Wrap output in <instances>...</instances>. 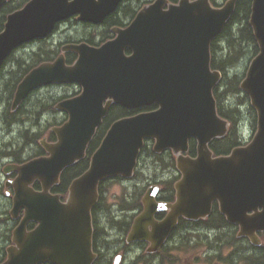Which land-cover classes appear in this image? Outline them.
I'll use <instances>...</instances> for the list:
<instances>
[{"label":"water","instance_id":"water-1","mask_svg":"<svg viewBox=\"0 0 264 264\" xmlns=\"http://www.w3.org/2000/svg\"><path fill=\"white\" fill-rule=\"evenodd\" d=\"M116 1H29L6 20L0 33V62L12 47L46 36L57 20L79 13V20L96 23ZM251 2L249 24L259 52L251 59L240 88L256 112V131L250 142L229 154L213 156L208 146L228 129L227 120L217 113L212 93L221 74L210 67V43L229 20L235 0L218 8L208 0H180L164 8V1L157 0L100 48L71 45L69 48L78 53L75 65L66 66L61 55L33 68L21 80L14 105L30 89L52 82H77L83 88L80 95L58 104L68 119L53 128L55 142L43 143L49 155L18 168L26 182L38 179L44 190L31 192V218L39 226L31 233V241L21 244V258L30 255L28 259L59 264H90L94 258L90 210L98 185L109 177H131L148 138L154 140L155 152L172 150L181 176L175 183L172 204L155 202V190H148L144 210L135 219L128 239H148L142 226L151 222L157 208L167 206L166 220L152 224H156L159 239L155 249L178 217L204 218L217 201L227 220L239 225L238 235L258 243L255 233L264 230V0ZM124 48H129L131 55L123 54ZM112 103L125 108L156 104L157 108L113 122L91 155L88 168L71 182L69 201L50 200L47 190L65 167L84 157ZM190 139L197 143L195 157L186 155ZM161 231L163 237L157 234Z\"/></svg>","mask_w":264,"mask_h":264},{"label":"flooded vegetation","instance_id":"flooded-vegetation-1","mask_svg":"<svg viewBox=\"0 0 264 264\" xmlns=\"http://www.w3.org/2000/svg\"><path fill=\"white\" fill-rule=\"evenodd\" d=\"M29 1L31 0H0V33L4 30V23H6L8 16L24 7ZM153 1L155 0H117L113 9L108 11L96 23L86 20L79 21V14L64 17L61 22L54 24L52 31L46 39L34 40L32 41L33 43L28 41L27 43H21L18 46L12 47L1 60L0 264H59L49 259H28L31 258L30 255L26 258H21V244L25 241H31V233L39 226V222L31 218V192L43 193L44 190L41 182L37 179H34L32 182L30 179V181L26 182L23 176L19 174L18 168L29 162L32 157L43 156L46 154V151L41 144H39L40 148L35 143L34 145L31 144V96H37V92L41 88L34 89L33 91L29 90L21 102L14 105L13 99L19 82L33 67L42 62L52 63L58 56H61L60 54L63 55L66 66L75 65L78 60V53L69 48L71 45L84 44L88 47L100 48L103 44L113 40L118 35L117 30L128 27L140 8ZM163 1L168 6L178 3L180 0ZM208 1L214 7H221L228 0ZM238 2L239 0H235L233 12ZM70 21H74L81 26H89V31L82 32V36L74 39L67 38L60 40L61 35L67 34L69 30L64 24ZM56 34H59L60 39L54 44L55 39L58 37V35L55 37ZM44 42H46L45 46L49 47H45L42 51H49L51 53L46 57H40L38 62L31 64V48L32 54L37 53L39 44ZM51 45L55 46V48H51ZM131 53L132 51L129 48L123 49V54L126 56L131 55ZM50 87L60 89L53 90L54 94H50L49 96L37 97L41 100L48 97L50 98L49 102L52 103L50 108L47 107V110L42 111L41 117H51L54 113L63 115L61 122L54 123L56 124L54 126H57L63 123V120L67 117V113L56 109V103L80 95L83 88L78 83L48 84L44 88ZM113 106L118 108L119 112L116 118L107 126V129L115 120L121 117L132 116L157 108L156 104L141 105L136 108H123L127 112L122 113V107L111 104L102 118V123L110 114ZM149 106H155V108L150 110L142 109ZM131 110L140 111L130 113ZM40 123L43 122H39L38 125ZM52 134L53 137H50ZM50 135L47 139L55 142L56 137L51 129ZM14 136L18 138L17 143L12 140ZM151 142L149 140L145 141L131 178L123 179L117 177L110 180L123 183V185L128 187V193L124 197L127 202L125 206L115 209L113 204L107 203L105 192L103 191L105 183H100L97 200L90 210L92 227L91 252L94 255L90 264H180L181 259L182 264H222L221 260L228 255H232L231 258H236L234 262L230 259L231 263L243 264L242 258H251V256H247L250 254L248 251L253 252V255L264 250V230L256 231L259 237L257 244L248 236H239V225L227 220L226 216L220 212L217 201L212 202L211 211L204 218L187 219L183 216L178 217L176 224L165 235L162 243L156 249L153 248L159 239L155 235L154 226L166 220L170 211L167 206L157 208L151 217V222L145 223L142 226L147 231L145 236L148 239H128L135 219L144 210L142 200L149 189L155 190L154 199L157 203L170 204L176 200L175 183L180 178V172L176 166V160L172 155L174 153L169 149L155 152L153 142ZM31 147L36 148L32 154ZM195 153L196 150L193 153L189 145L188 154L194 156ZM145 156L149 157V159L145 158ZM86 158L89 159L87 153L84 159ZM146 161L150 163H145ZM145 169L146 171H151L152 174H145ZM63 172L64 170L59 176V181L54 183L46 193L50 196V200L55 198V201L66 204L69 201V193L66 183L67 177H62ZM214 213L218 216L217 220H213ZM26 216H29L27 220H25ZM153 223L156 224L152 226ZM212 229L220 230L217 233L220 239L216 242L218 246L216 245L215 251L212 249V241H210V238L214 236L211 232ZM157 234H162L161 237H163L162 231L157 232ZM230 234H232L231 243H228ZM202 238L204 239L202 240ZM196 240L205 243L203 255L190 258L189 262H184L183 258L179 255L180 245L184 242L190 244ZM220 247H229V253L226 257L221 252L217 253ZM212 258H217V261H212Z\"/></svg>","mask_w":264,"mask_h":264},{"label":"trees","instance_id":"trees-1","mask_svg":"<svg viewBox=\"0 0 264 264\" xmlns=\"http://www.w3.org/2000/svg\"><path fill=\"white\" fill-rule=\"evenodd\" d=\"M250 7V0H239L235 11L227 21L223 30L211 41L210 44V65L213 69L221 71L223 75L220 83L214 87L213 95L217 102L219 114L230 123L227 134L223 138L213 140L210 144V148L215 155L228 154L233 147L244 143L240 137L239 131L243 120L242 107L247 104L248 98L246 94L241 93L239 88V83L241 81L239 74L233 73L231 75V72L243 58L247 57V55L249 58H252L258 52V47L254 39L251 26L249 25ZM49 53L51 52L42 51L43 56L41 57H46ZM39 58V54H31V63H34ZM233 99L235 100L233 101ZM50 106L51 103L49 101L41 100L37 96H31V121L38 124L42 119V117H40L42 111H44L47 107L50 108ZM153 108H155V106H149L142 109L150 110ZM121 109L123 111L122 113L127 112V110H124L123 108ZM249 110L251 111V119L249 121L252 123L253 129H255V112L250 105ZM138 111L140 110H131L130 113H136ZM118 112V108H115L114 106L111 108V115L109 114L107 118H105L101 126L97 129L92 141L89 143L87 150L88 157L94 149L98 147L105 131L107 130V126L116 118ZM36 137H38V133H31V144L34 145ZM50 137H53V134L52 136L50 135ZM14 142L17 143V140H14ZM38 147L40 148L39 144ZM191 149L194 153L195 145L193 141L190 142V150ZM87 165L88 158L78 161L71 167L64 170L62 177H67V186L76 175L86 169ZM217 218L218 216L214 213L213 220H217ZM211 232L214 235L215 240L220 239V236L217 234L220 230L212 229ZM231 235L232 234L228 237V243H231ZM248 252H250V254L247 256H251V258H242L244 264H264V250L254 253L253 255V252ZM231 256L228 255L226 257L227 260L232 259ZM233 260L235 261L236 258H233Z\"/></svg>","mask_w":264,"mask_h":264},{"label":"rangeland","instance_id":"rangeland-1","mask_svg":"<svg viewBox=\"0 0 264 264\" xmlns=\"http://www.w3.org/2000/svg\"><path fill=\"white\" fill-rule=\"evenodd\" d=\"M64 26L66 28H69L67 34L65 35H61V39L59 38V34H56L55 37H58L55 39L54 44L57 43V41L60 40H65L67 38H77L82 36V32L84 31H89V26H81L77 23H75L74 21H70L67 22L66 24H64ZM47 48L49 46H45L44 43L39 44V49H37V53L40 56L42 55V50L44 48ZM51 48H55V46L51 45ZM34 50H36V48H34ZM31 54H32V48H31ZM33 55V54H32ZM40 60V58L35 61L34 63L38 62ZM250 58L247 55V57L243 58L239 64L236 66L235 69L232 70L231 75L233 73H238L239 77L242 78L245 74V71L247 69V66L249 64ZM32 64V63H31ZM50 89V90H49ZM60 88L57 87H50V88H41L40 90H38L37 92V96H49L50 94H54L53 90H59ZM243 96V95H242ZM240 96V97H242ZM44 100L50 101V98H44ZM235 99H233L234 101ZM249 103L247 102V104H245L242 107V122H241V131L242 132V136L244 137L243 141H247L250 140V138L253 136L255 129H253L252 123L249 121L251 119V111L249 110ZM52 105V103H51ZM63 119V115H60V113H54L51 117H42L41 121L43 123H40L39 125L37 123H34L31 121V133H38V137H36L35 143L40 142L41 139H44L45 137L48 136L50 128L52 126H54V123L57 122H61V120ZM40 121V122H41ZM21 125V124H20ZM19 125V126H20ZM18 138H16L14 136V138L12 140H17ZM20 142V141H18ZM36 145V144H35ZM37 146V145H36ZM35 149L31 147V154L33 153ZM145 158L149 159V157L145 156ZM143 162V161H142ZM145 163H150L149 161H146ZM142 167V166H141ZM143 168V167H142ZM159 169V168H158ZM145 174H149L151 175L152 172L151 171H146L145 169ZM141 186V185H139ZM127 186L123 185V183L120 182H116V181H108L105 182V184L103 185V190L105 192V196L107 199V203L109 204H113L114 208L117 209V207L120 206H125L127 204V202L125 201L124 197H126V194L128 193L127 191ZM106 190V191H105ZM214 237L210 238V241L213 240ZM204 238H202L203 240ZM213 242V241H212ZM181 248L179 250V255L181 258H183L184 262H189L190 258H194L197 257L199 255H203L204 253V246L205 243L196 240L195 242H191L190 244H188V242H184L181 245ZM214 246V243H213ZM229 247H220V250L217 251V253H220L222 255H226L229 253L228 250ZM212 261H217V258H212ZM222 264H226L224 260H221ZM180 264H182V259L180 260ZM227 264H237V263H231V260H228Z\"/></svg>","mask_w":264,"mask_h":264},{"label":"bare ground","instance_id":"bare-ground-1","mask_svg":"<svg viewBox=\"0 0 264 264\" xmlns=\"http://www.w3.org/2000/svg\"><path fill=\"white\" fill-rule=\"evenodd\" d=\"M43 54H44V53H43ZM44 55H45V54H44ZM40 57H41V56H40ZM24 109H25V108H24ZM47 109H48V108H47ZM47 109H46V110H47ZM39 114H40V113H39ZM38 116H40V115H38ZM38 116H37V117H38ZM40 117H41V116H40ZM26 129H27V128H26ZM26 131H27V130H26ZM135 179H136V178H135ZM137 183H138V182H137ZM136 185H137V184H136ZM133 186H134V185H133ZM133 188H134V187H133ZM217 246H218V245H217ZM216 248H217V247H216Z\"/></svg>","mask_w":264,"mask_h":264}]
</instances>
